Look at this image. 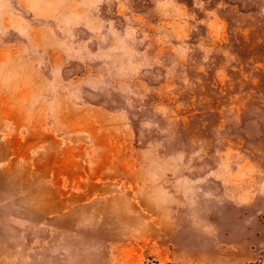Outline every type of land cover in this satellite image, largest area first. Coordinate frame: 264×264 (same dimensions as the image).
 <instances>
[{
  "label": "rangeland",
  "instance_id": "rangeland-1",
  "mask_svg": "<svg viewBox=\"0 0 264 264\" xmlns=\"http://www.w3.org/2000/svg\"><path fill=\"white\" fill-rule=\"evenodd\" d=\"M258 220L264 0H0V264H264Z\"/></svg>",
  "mask_w": 264,
  "mask_h": 264
},
{
  "label": "crops",
  "instance_id": "crops-1",
  "mask_svg": "<svg viewBox=\"0 0 264 264\" xmlns=\"http://www.w3.org/2000/svg\"><path fill=\"white\" fill-rule=\"evenodd\" d=\"M240 228H241V232H243L242 235L247 238L248 242L251 238H255V239L259 238L261 236L260 234H262V237H264V221L258 220V221L253 222L251 225H248V226H243L241 224ZM242 229H243V231H242ZM249 255H250V257H249L250 259H247L246 261H248V262H245V263H250V261L255 260L252 253H250Z\"/></svg>",
  "mask_w": 264,
  "mask_h": 264
},
{
  "label": "trees",
  "instance_id": "trees-1",
  "mask_svg": "<svg viewBox=\"0 0 264 264\" xmlns=\"http://www.w3.org/2000/svg\"><path fill=\"white\" fill-rule=\"evenodd\" d=\"M149 264H160L159 262H154V261H152L151 263H149Z\"/></svg>",
  "mask_w": 264,
  "mask_h": 264
}]
</instances>
